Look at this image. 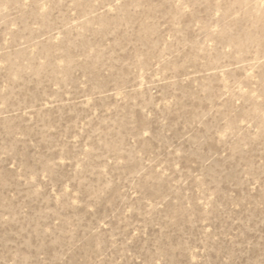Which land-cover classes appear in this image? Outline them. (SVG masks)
I'll use <instances>...</instances> for the list:
<instances>
[{
	"label": "rangeland",
	"instance_id": "rangeland-1",
	"mask_svg": "<svg viewBox=\"0 0 264 264\" xmlns=\"http://www.w3.org/2000/svg\"><path fill=\"white\" fill-rule=\"evenodd\" d=\"M0 264H264V0H0Z\"/></svg>",
	"mask_w": 264,
	"mask_h": 264
}]
</instances>
